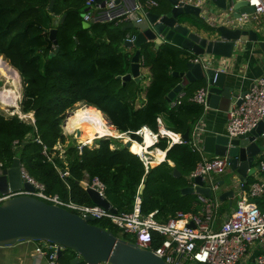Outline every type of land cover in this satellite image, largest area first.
Masks as SVG:
<instances>
[{
	"label": "trees",
	"instance_id": "1",
	"mask_svg": "<svg viewBox=\"0 0 264 264\" xmlns=\"http://www.w3.org/2000/svg\"><path fill=\"white\" fill-rule=\"evenodd\" d=\"M85 2L54 0L50 8V0H0V57L22 80L20 113L31 114L34 119L32 125L18 115L0 112L2 169L18 158L47 193L84 205L92 203L80 183L97 177L105 185L106 199L117 212L132 210L137 187L144 183L140 196L144 214L158 210L165 220L177 211L188 212L190 197L183 195L182 189L188 187L187 177L200 160L189 143L168 147L169 140L160 139L154 147L157 150H153L165 160L146 173L139 158L118 139H96L93 146L82 147L79 154L75 141L63 134L67 111L78 103L82 106L76 110L97 109L98 118L109 130L105 118L116 132L139 144L141 138L135 132L142 126L156 132L160 120L173 135L184 134L191 132L202 114L200 106L186 99L174 109H169L166 100L178 83L173 73L185 70L188 58L184 55L188 52L166 44L153 53L150 44H145L139 51L144 69L150 74L149 83L144 90L133 80L123 84L121 77L128 74L133 55L123 54L118 47L126 35H135L136 31L96 21L86 28L82 19L87 12ZM63 16V22L54 26V21ZM53 29L56 45L49 40ZM186 89L183 92L188 95ZM142 94L144 100L140 99ZM143 133L147 144L152 145L155 137L147 129ZM36 138L42 144L36 143ZM43 147L51 162L42 154ZM174 169L180 177L173 176ZM59 171H67L68 177L60 178ZM91 224L133 242L108 221Z\"/></svg>",
	"mask_w": 264,
	"mask_h": 264
},
{
	"label": "water",
	"instance_id": "2",
	"mask_svg": "<svg viewBox=\"0 0 264 264\" xmlns=\"http://www.w3.org/2000/svg\"><path fill=\"white\" fill-rule=\"evenodd\" d=\"M94 1L96 5L103 8L106 0ZM165 1L170 5V9L166 13L153 10V8H143L141 12L137 13L141 18L140 22L128 23L122 28V30L136 31L133 43L124 41L127 48L134 47L136 50L131 58L130 72L121 77L122 83L130 80L138 82L140 75L137 62L141 46L152 43L158 49L160 46L168 44L188 52L190 56L200 58V62L193 63L189 59L190 56H186L188 63L185 65V71L173 73V76L181 79L182 82L177 84L167 95L168 103L188 85L200 82L209 86L207 97L210 108L229 106L233 101L237 105L240 104L241 101L237 98L243 97L246 91H238L239 78L225 73L223 67L215 65L212 59L215 61L233 59L237 45L244 42L257 43L259 50L264 55V42H258L256 33L245 29L252 21L248 19L238 22L242 15L249 16L253 12V8L249 7L246 2L237 0H188L185 3L182 0ZM53 2L54 0H50V8ZM138 2L140 1L115 0L116 5L122 6L126 10L132 9ZM209 5L218 10L217 15H212L209 12ZM188 16L194 17L207 26V34L211 39L202 38L185 26L184 20ZM64 18L63 16L59 21L55 20L53 25L62 23ZM55 34L54 29L49 32V40L54 45H56ZM5 63L9 66L7 62ZM10 68L16 71L12 67ZM8 109L14 110V108ZM68 116L69 113L66 114L62 127L65 126ZM108 124L113 128L110 121ZM74 135L75 139H79L81 132L78 130ZM104 138L116 139L114 137ZM180 138L183 142L188 143L189 131L181 134ZM131 143L132 141L129 139L123 142V145L130 150ZM202 147L206 154L225 157L230 174H233L237 180L246 183L248 177L257 169L255 159L264 155V119L255 129L236 138H228L224 135L204 137ZM19 165L20 160L15 158L10 167L0 169V194H6L8 190H34L32 186L22 180ZM172 174L174 177L181 176L176 169ZM190 183L195 187L188 186L182 189L183 195L210 196V189L204 187L200 177L191 178ZM231 185H235L233 180H231ZM80 186L86 189L83 182L80 183ZM144 188V183L137 187L140 196ZM233 189L232 187L222 193L219 196L220 200L231 199L234 194ZM86 192L93 205L116 212L107 199L98 196L90 188H87ZM92 222L90 217L81 218L34 197L16 196L0 204V247L11 246L19 241H48L58 244L63 250H68L76 255L69 264H166L153 253L114 236L112 232L102 227L92 225ZM58 255L60 258L62 251H59Z\"/></svg>",
	"mask_w": 264,
	"mask_h": 264
},
{
	"label": "built area",
	"instance_id": "3",
	"mask_svg": "<svg viewBox=\"0 0 264 264\" xmlns=\"http://www.w3.org/2000/svg\"><path fill=\"white\" fill-rule=\"evenodd\" d=\"M237 1H244L253 8V12L249 16L242 15L238 22L253 20L252 18L258 19L259 16L264 15V0ZM157 6L156 1L145 0L136 3L132 9L126 10L122 6L116 5L115 0H106L104 7L101 8L95 4L94 0H86L87 12L83 14L82 19L85 22L95 20L99 23H112L114 26L138 23L141 21L138 12H141L143 8ZM92 10H96L95 15ZM134 40L135 35H126L124 39L130 43H133ZM189 59L193 63L200 62L198 57ZM137 64L140 75V71L145 66L141 55H139ZM208 89V85H203L191 97H187L183 91L178 92L175 98L169 102V109L176 108L186 99L200 106L202 111H206L209 108ZM238 99L241 101L240 104L237 105L234 102L227 112L226 136L228 138H236L250 132L264 119V74L256 78L244 96ZM18 117L34 125L31 114L22 115L19 113ZM161 128L164 131H161ZM146 129L150 136L155 137L153 144L148 147L149 150L156 149L155 145L164 138L169 140L168 147L173 144L185 143L180 136L174 141L170 136L173 133L165 129L160 120H157L156 132L147 126H142L135 132V135L141 138V144L144 143L145 133L143 131ZM202 131L203 128L196 127L191 132V137L189 136L188 143L192 150L199 155L200 160L188 175L187 182L189 186L195 187L190 183V179L200 177L204 187L210 189V196L195 194L196 201L188 212L177 211L165 220L160 217L158 210L144 214L141 211V198L138 192L132 210L129 212H117L116 210L114 213L110 209L93 204L84 205L70 199L64 200L59 195L47 193L45 186L30 176L21 163L19 165L20 176L34 190H8L6 194H0V204L16 196L27 195L49 205L65 209L81 218L90 217L93 221H108L119 230L120 235H128L133 240V242H126L153 253L166 264H243L251 250L256 248L259 250L264 247V158L262 159L263 155L259 157L260 160L256 164L257 169L250 176L253 178L252 182L244 183L239 180L235 183V207L229 212L223 213L222 201L217 193L219 183L214 178L223 175L228 170V163L225 157H208L204 154L197 142L199 133ZM128 139L131 140L130 137ZM35 142L42 144L38 138L35 139ZM84 146L87 145H78L79 154ZM42 154L48 161H52L45 147H43ZM136 156L147 173L152 167L150 165L152 157L143 152ZM0 169H2V163H0ZM59 175L64 179L69 174L67 171H59ZM83 183L86 189L90 188L98 196L106 199L105 185L97 177L86 178ZM256 200H259L260 203H257ZM59 251H63V248L58 244L38 241L33 255L44 258L47 264H60ZM253 264H264V250H260L255 255Z\"/></svg>",
	"mask_w": 264,
	"mask_h": 264
},
{
	"label": "crops",
	"instance_id": "4",
	"mask_svg": "<svg viewBox=\"0 0 264 264\" xmlns=\"http://www.w3.org/2000/svg\"><path fill=\"white\" fill-rule=\"evenodd\" d=\"M140 2H143L144 0H139ZM158 3L157 7H154L153 10L156 11H161L162 13H166L170 9V5L168 4L167 1L165 0H153ZM184 3L187 2L188 0H182ZM125 5V4H124ZM93 15L96 14V10H92ZM251 20V24H248L246 26V30H251L256 33L258 42H264V15H261L258 17V19ZM95 20H90L89 22H84V26L88 28L90 26V23ZM186 23L184 24L187 26L191 31H194L197 35H199L202 38H207L211 39L208 36V32L206 27H204L201 24L198 26V20H196L192 16L186 17V20H184ZM205 23V22H204ZM117 27V26H114ZM126 37V36H125ZM150 47H152L153 53L156 52L155 45L150 43ZM118 50L122 52L123 54H127L128 56L131 57V55H134L135 48H127L123 43H121L118 47ZM155 55V54H153ZM189 57L190 54L187 53L184 55V57ZM195 56H190V58H194ZM208 58V57H207ZM212 59V57H210ZM212 62L215 63V65L223 67V70L227 74L235 75L239 78V92L246 91L252 84V82L262 76L264 74L263 68H264V55L261 53L259 50L257 43H252V42H244L240 43L237 45V51L234 54L233 59L231 60H222L220 59L219 61H215V59H212ZM131 64V61H130ZM225 66V67H224ZM144 70V69H143ZM143 70L140 71V77L142 76ZM185 71V70H184ZM129 72H130V66H129ZM128 72V73H129ZM140 77L138 80V83H140ZM182 80L178 78V83H181ZM149 83L146 82L145 86ZM204 84L197 82L191 85H188L186 91H188L187 97H191L193 93L202 87ZM144 86V87H145ZM144 90V89H142ZM184 91V89H183ZM140 99H143V94L140 96ZM235 101L231 102V104L227 107L225 105L219 106L217 109H212L208 108L206 111H202L201 116L198 118V120L194 123L192 126L191 132L196 128V127H201L203 128V131L199 133V136L197 138L198 146L202 149V140L204 137H214L216 135H224L226 136V122H227V112L232 106V104ZM80 104V103H78ZM83 111V110H82ZM94 111L96 113V116L98 115V110L94 108ZM98 118V116H97ZM101 120V119H100ZM107 122V121H106ZM161 131H164L163 128H161ZM191 132H189V136L191 137ZM173 133V132H172ZM170 134V133H169ZM175 134V133H173ZM170 134L172 139L176 141L178 139V136L181 134H176L173 135ZM108 136L115 137L116 139H122L123 141H128V137L126 134H119L115 131L114 128L111 127V130L108 132ZM106 136V137H108ZM104 138V137H103ZM136 144L140 146H145L147 144L145 138H144V143L139 144L137 142H132L131 144ZM149 145V144H147ZM151 146V145H149ZM165 153V152H164ZM208 157H213L214 155H209L204 153ZM152 155V154H151ZM153 160H157L155 157H159L161 163L165 160L164 157L157 155L155 151L153 150V155H152ZM260 160V158H257ZM157 162V161H156ZM169 165L172 166V163L169 162ZM233 176V177H232ZM215 181L219 183V189H218V196H220L222 193L230 190L232 187L235 188V185H231V180L234 181V184L237 183L239 180L234 178L233 174H230V171L227 170L223 175H220L219 177L214 178ZM253 178L248 177L247 182L250 183L252 182ZM234 190V189H233ZM220 198V197H219ZM236 203V196L233 194V197L231 199L222 201V212L226 213L229 212L231 209L235 207ZM258 203V202H257ZM38 242L36 241H19L15 243L14 245L11 246H5V247H0V264H47V261L42 258V257H37L33 255L34 248ZM260 250H264V247L261 249H254L251 250L244 260L243 264H253V259L255 255L260 252ZM63 252V251H62ZM72 255L68 258L70 261L71 259L75 258L76 255L72 252H70ZM64 252L62 253L63 256ZM62 258V257H61ZM59 259V262L61 260Z\"/></svg>",
	"mask_w": 264,
	"mask_h": 264
},
{
	"label": "bare ground",
	"instance_id": "5",
	"mask_svg": "<svg viewBox=\"0 0 264 264\" xmlns=\"http://www.w3.org/2000/svg\"><path fill=\"white\" fill-rule=\"evenodd\" d=\"M0 78L5 80L6 85H10V88L2 87L0 89V105L5 108H14L17 109V104L20 99L19 96H17L18 91V84L17 81L20 78L15 73L11 72L9 68L7 67V64L4 62V60L0 57ZM1 107V108H2ZM85 110V109H84ZM17 112V111H16ZM66 129L71 132L76 131H84V133L79 138V143L89 145L92 144V142L95 139L103 138L108 136V132L110 131L108 129L107 124L98 119L96 116V113L94 111L93 107H87L85 111L82 110H74L66 119L65 122ZM69 128V129H68ZM112 137V136H108ZM115 138V137H114ZM148 145L140 146L136 144H131V150L134 154L138 155L140 153H147V155L153 157V150L148 149ZM152 154V155H151ZM157 160H153L151 158L150 163L156 162ZM150 164V165H151Z\"/></svg>",
	"mask_w": 264,
	"mask_h": 264
},
{
	"label": "rangeland",
	"instance_id": "6",
	"mask_svg": "<svg viewBox=\"0 0 264 264\" xmlns=\"http://www.w3.org/2000/svg\"><path fill=\"white\" fill-rule=\"evenodd\" d=\"M208 9H209V12L212 14V15H217V13H218V10L217 9H215L214 7H212V6H208ZM130 31V30H129ZM209 31V30H208ZM209 36V35H208ZM210 37V36H209ZM212 38H214L213 36H212ZM8 67V66H7ZM128 72H129V70H128ZM149 77H150V74H149V71L148 70H146V69H144L143 70V72H142V76L140 77V83H137V86L140 88V89H145V84H146V82H148L149 81ZM20 78V77H19ZM6 82H5V80L4 79H2V78H0V89L2 88V87H4L6 84H5ZM17 84H18V91H17V96H19L20 97V99H19V101H18V104H17V109L15 110H13V111H10L9 109H5V108H3L1 105H0V112L1 113H3L4 115H6V116H13V115H18L19 113H20V108H19V104H20V102H21V99H22V90H23V84H22V80H21V78H20V81H19V79H18V81H17ZM145 86V87H144ZM6 87H8V88H10V85H6ZM82 106V104L80 103V104H76V105H74V107L72 108V109H70V110H68L67 111V113H69V115L74 111V110H76L77 108H79V107H81ZM2 107V108H1ZM228 107V106H227ZM17 111V112H16ZM104 116V115H103ZM105 118V117H104ZM103 118V119H104ZM99 119V118H98ZM64 121V120H63ZM105 121H107V119L105 118ZM66 122V121H65ZM107 123H108V121H107ZM62 124H63V122H62ZM66 127V125L64 126V129L62 130L63 131V134L65 135V136H71V139L72 140H74L75 141V143L77 144V145H79V144H82V143H79V139H75V135L73 134L74 132H71V131H69L68 132V130L65 128ZM63 128V127H62ZM69 129V128H68ZM84 133V131H81V135ZM81 138V137H80ZM123 139V138H122ZM122 139H118V141H120V143H122L123 144V142H125V141H123ZM95 141V140H94ZM94 141L92 142V144H89V145H87V146H93L94 145ZM135 144V143H134ZM85 145V144H84ZM130 149H132L131 148V146H130ZM135 153V152H134ZM156 159H157V162H153L152 164H151V166L152 167H154V166H157L158 164H160L161 163V161H160V158L159 157H155ZM264 158V155L262 156V159ZM255 162H256V164L259 162V160L256 158L255 159ZM188 186H189V184H188ZM187 196H189L190 198H189V200L188 201H190V205L192 206V204L196 201V195H187ZM37 242V241H36ZM63 252H64V254H63V256H62V258H61V260H60V264H69V260H68V258L72 255L68 250L66 251V250H63Z\"/></svg>",
	"mask_w": 264,
	"mask_h": 264
}]
</instances>
